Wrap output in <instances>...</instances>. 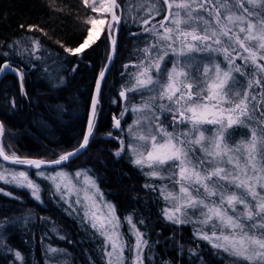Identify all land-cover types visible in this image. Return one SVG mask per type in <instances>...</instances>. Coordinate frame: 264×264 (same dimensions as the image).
Here are the masks:
<instances>
[{"label": "snow or ice", "instance_id": "1", "mask_svg": "<svg viewBox=\"0 0 264 264\" xmlns=\"http://www.w3.org/2000/svg\"><path fill=\"white\" fill-rule=\"evenodd\" d=\"M156 3L161 7L148 5V18H132L123 15L118 0H100L99 7L83 0L93 12L111 17L106 27L105 19L89 17V27L76 47L56 41L66 56L81 62L99 43L109 46L105 69L99 71L95 94L89 101L90 115L83 138L74 150H62L50 160L21 157L14 152L8 155L0 145V161L24 169L9 170L0 163V183L28 190L37 202H42L41 184H48L50 199L64 206L62 210L91 242L99 241L102 264H145V249L150 253L153 244L159 243H149L146 233L137 227V223L144 226L145 221L137 218L134 223L132 215L124 217L133 241L129 242L120 231L115 205L104 199L94 173L90 175L88 169L74 174L56 170L69 167L95 140L96 121L103 107L101 89L115 58L116 36L122 23H131L137 29L131 35L138 44L129 62L122 66L125 71L121 73L124 82L117 92L119 99L112 101L123 104L119 117H113V127L127 137V145L124 139L108 133L120 144L113 154L127 155L146 179L159 181L143 187L157 193L165 203L161 215L167 222L192 226L195 249H184L174 237L169 238L181 252L201 259L200 244L206 243L213 255L227 256L230 264H264V0ZM152 13L164 14L163 19L150 25V19L155 18ZM32 29L29 26L28 30ZM37 30L44 33L42 28ZM31 50L47 53L39 40L33 42ZM0 58V75L15 74L22 85L25 72L8 52L0 53ZM48 59H52L50 54L35 56L34 60L30 55L27 67L35 68V61L45 64ZM58 59H52V63L57 64ZM76 67L69 71L74 72ZM44 71L48 74L47 68ZM55 80L50 86L60 87L63 77L56 76ZM21 95L27 98L23 90ZM137 96L140 103L133 104ZM9 103L14 105L15 100ZM128 113H134L135 118L132 124L122 127L121 121ZM169 124L172 131L166 126ZM237 130L249 132L250 139L235 142ZM206 131L211 135L206 136ZM5 135V126L0 122V137ZM29 172L35 179L29 177ZM35 219L29 212L25 217L0 222V229L17 222L27 225ZM38 219L49 225L47 231L53 238L73 243L60 234L62 229L51 218ZM0 250L11 253L14 264H24L23 255L6 243L2 231ZM44 251L54 259L68 255L65 249L51 245H46ZM89 264H93L91 258Z\"/></svg>", "mask_w": 264, "mask_h": 264}, {"label": "trees", "instance_id": "2", "mask_svg": "<svg viewBox=\"0 0 264 264\" xmlns=\"http://www.w3.org/2000/svg\"><path fill=\"white\" fill-rule=\"evenodd\" d=\"M145 1L137 17H149L148 5L161 7L156 0ZM131 2L132 0H118L123 15L130 11ZM132 11L134 14L135 11ZM90 14L98 12H93L88 5H84L83 0H0V53L8 52L16 61V66L25 72L22 85L15 74L7 73L0 77V122L4 124L6 133L4 137H0V145H4L6 154L11 155L14 152L21 157L53 159L62 150H71L79 144L85 128L94 81L105 62L109 46L107 43L98 42L99 47H95V51H91L81 62L66 56L56 41L66 47H76L89 27L86 21ZM152 15L155 18L150 19V25L161 21L164 14ZM29 26H33L32 31L28 30ZM37 28L44 29L47 35L39 32ZM136 30L131 23L121 24L117 34L115 58L106 72V83L101 89L103 107L96 121V138L67 168L84 167L90 174L94 173L100 189L116 207L121 220L120 231L126 240L132 242L124 217L132 215L134 223L137 218L145 221L144 226L137 223V227L146 233L145 238L149 243L159 241L158 244H153L152 252L145 249V264H230L227 256L221 258L213 255L212 249L206 243L200 244L203 252L201 259L190 257L187 251L181 252L177 244L169 238L174 237L184 249H195L197 244L193 241L192 226L167 222L161 215L165 203L158 198L157 193L143 187L146 183L159 181L146 179L127 155L116 157L113 154L120 148V144L116 139H111L108 133L124 139L127 145V137L122 136L112 123V116L119 117L123 104L112 101L119 99L117 92L124 82L121 73L125 69L122 66L129 62L133 49L138 44V40L131 35ZM103 38L102 34L101 40ZM36 40L46 47L47 53L43 50L32 52V44ZM48 54L52 59L60 58L57 64L54 65L52 59H48L45 64L35 61V68L27 67V58L30 55L34 60L35 56ZM2 59L0 58V62ZM237 63H240L239 59ZM73 66H77L76 70L69 71ZM44 68L48 69V74ZM56 76L63 77V82L60 87L53 88L50 84L56 82ZM261 83L264 84V79H261ZM22 90L27 93V98L21 95ZM11 99L15 100L14 105L9 103ZM132 103L139 104L140 97H135ZM130 115L132 121L135 118L134 113L126 114L121 121L122 127H126L125 122ZM166 126L172 131L170 124ZM181 130H184L183 126ZM206 133L211 135L210 132ZM249 139L250 133L247 131L234 132L237 143ZM42 185V202H37L29 195L28 190L0 183V188L4 190L0 192V222L25 217L29 212L37 218L29 223L30 229H23L24 238L20 241L6 238L8 227L0 229L6 243L21 252L24 264H65V261L67 264H89L90 258L93 264H102L99 241L91 242L75 220L65 214L62 210L64 206L50 199L48 184ZM169 187L171 189V185ZM39 217L55 221L62 229L60 234L70 238L73 243L53 238L47 231L49 225L40 221ZM45 235L47 238L42 240L41 237ZM46 245L65 249L68 255L51 258L45 254ZM0 264H14L12 254L0 250Z\"/></svg>", "mask_w": 264, "mask_h": 264}, {"label": "rangeland", "instance_id": "3", "mask_svg": "<svg viewBox=\"0 0 264 264\" xmlns=\"http://www.w3.org/2000/svg\"><path fill=\"white\" fill-rule=\"evenodd\" d=\"M148 1V0H147ZM176 2H180V0H176ZM89 3L91 4V5H93L94 7H99L100 6V0H89ZM132 4H130V11L128 12H126V15H129L130 17H132V18H135V17H137V16H139V14L141 13V9H142V7L144 6V4L146 3V1L145 0H132V2H131ZM149 3V2H148ZM151 4H152V2H150ZM143 5V6H142ZM153 5H155V4H153ZM155 8H157V6H154ZM249 7H251V6H249ZM132 9L135 11L134 12V14H136V15H134L133 14V11H132ZM107 15L108 14H102V13H99L98 12V14H90L89 15V17H91V16H95L97 19H105L106 20V22H107ZM135 16V17H134ZM88 17V18H89ZM105 27H106V25H105ZM169 67H171V64L169 63V65H168ZM221 67H223V64H221ZM132 115H130V117H128L127 118V120H126V122H125V125L127 126L128 124H132ZM205 135L207 136V133L205 132ZM0 163H2L3 164V166H4V168H6V169H9V170H14V171H19V170H24L21 166H18V165H14V164H9V163H5V162H3V161H0ZM55 167V166H54ZM50 168H52V167H50ZM80 169H87V168H84V167H80V168H74V169H69V168H65V169H59V168H57L56 170L57 171H66V172H68L69 174H74V172L76 171V170H80ZM54 174V173H53ZM90 174V173H89ZM91 175V174H90ZM29 177L30 178H33V179H35V177H34V174H33V172H29ZM39 182V181H38ZM73 183H76V179H75V177L73 176ZM41 187H42V191H41V200H42V198H43V194H44V192H43V185L41 184ZM49 187V186H48ZM100 188V187H99ZM50 189V188H49ZM101 190V189H100ZM4 191V190H3ZM50 191H51V189H50ZM102 191V190H101ZM103 192V191H102ZM104 193V192H103ZM75 197H72V199H74ZM104 199L106 200V201H108V202H110L111 204H113L114 205V203L111 201V199L109 198V197H107L106 195H105V193H104ZM166 207V206H165ZM164 207V208H165ZM115 209H116V207H115ZM116 214H117V216H118V213H117V210H116ZM27 216V215H26ZM119 217V216H118ZM14 219V218H13ZM13 219H11V220H13ZM10 220V221H11ZM121 221V220H120ZM31 222V221H30ZM29 222V223H30ZM29 223H27V225H25L24 223H22V222H17V223H15L14 225H11V226H9L8 228H9V231L7 232V236H6V238H8V239H11V240H14V241H20V240H22L23 238H24V236L22 235V231H23V229H25L26 227H28V229H30L29 227ZM27 229V228H26ZM129 230V229H128ZM133 242V241H132ZM125 256H127L126 255V252H125Z\"/></svg>", "mask_w": 264, "mask_h": 264}, {"label": "water", "instance_id": "4", "mask_svg": "<svg viewBox=\"0 0 264 264\" xmlns=\"http://www.w3.org/2000/svg\"><path fill=\"white\" fill-rule=\"evenodd\" d=\"M117 14L118 15H120V11H118L117 12ZM108 22H111V17H110V14H108L107 15V22H106V26H107V23ZM116 39H117V36H116ZM108 55H109V53H108ZM107 55V56H108ZM112 61H113V59L111 60V63H110V65L112 64ZM110 65L108 66V68H107V71H108V69H109V67H110ZM105 69V62H104V64H103V66H102V68H101V70H104ZM100 70V71H101ZM106 71V72H107ZM99 73V72H98ZM3 75V74H2ZM2 75H0V77L2 76ZM97 79H98V74L96 75V78H95V81H94V85H93V89H92V93H91V97H90V99L94 96V88H95V84H96V82H97ZM89 115H90V112H89V106H88V111H87V116H86V123H85V128H86V124H87V120H88V118H89ZM115 115H113L112 116V123H113V117H114ZM85 128H84V132H85ZM84 132H83V134H84ZM82 138H83V135H82ZM82 138H81V140H82ZM81 140H80V142H81ZM79 142V143H80ZM79 145V144H78ZM78 145L76 146V147H78ZM75 147V148H76ZM75 148H73V149H71V150H74ZM70 151V150H69ZM9 155V154H8ZM57 158V157H56ZM36 159H42V158H36ZM53 159H55V158H53ZM45 160H50V159H45ZM5 163H9V164H11L10 162H5ZM50 167H54V166H50Z\"/></svg>", "mask_w": 264, "mask_h": 264}]
</instances>
